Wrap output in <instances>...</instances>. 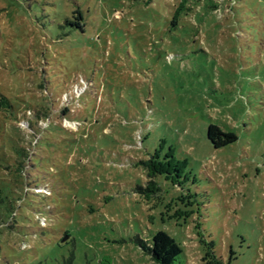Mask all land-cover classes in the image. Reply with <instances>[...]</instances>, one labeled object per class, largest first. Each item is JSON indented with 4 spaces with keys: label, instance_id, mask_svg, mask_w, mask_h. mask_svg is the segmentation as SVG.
Wrapping results in <instances>:
<instances>
[{
    "label": "rangeland",
    "instance_id": "374dc122",
    "mask_svg": "<svg viewBox=\"0 0 264 264\" xmlns=\"http://www.w3.org/2000/svg\"><path fill=\"white\" fill-rule=\"evenodd\" d=\"M180 3L0 0V264H264V0Z\"/></svg>",
    "mask_w": 264,
    "mask_h": 264
},
{
    "label": "trees",
    "instance_id": "16d2710c",
    "mask_svg": "<svg viewBox=\"0 0 264 264\" xmlns=\"http://www.w3.org/2000/svg\"><path fill=\"white\" fill-rule=\"evenodd\" d=\"M191 1L194 0H181L176 16L183 11H187V4ZM0 107L9 108L5 98L0 100ZM207 137L216 150L227 147L238 141V136L235 132L222 129L218 125L209 126ZM138 243L142 252L149 256L155 264H177L180 256L184 253L182 246L163 231L157 232L150 244L143 240H139Z\"/></svg>",
    "mask_w": 264,
    "mask_h": 264
}]
</instances>
